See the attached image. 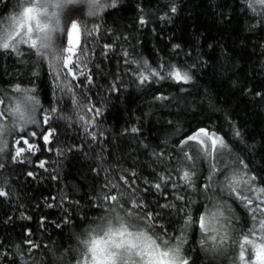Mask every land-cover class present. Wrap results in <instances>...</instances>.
Segmentation results:
<instances>
[{
    "label": "snow or ice",
    "instance_id": "6c2138e0",
    "mask_svg": "<svg viewBox=\"0 0 264 264\" xmlns=\"http://www.w3.org/2000/svg\"><path fill=\"white\" fill-rule=\"evenodd\" d=\"M129 2L0 0V225L21 229L19 243L0 239V264H264V133L246 136L201 76L220 63L262 109L264 80L250 85L214 37L166 35L183 11L177 0H135L126 27L104 22ZM206 11L225 30L240 20L249 60L264 57V0H213ZM141 36L154 41L147 55ZM130 88L144 106L122 104L129 119L105 129L111 100L132 97ZM218 112L228 132L212 122ZM68 153L93 163L85 184L66 191L49 165ZM10 176L55 182L56 194L26 204Z\"/></svg>",
    "mask_w": 264,
    "mask_h": 264
},
{
    "label": "trees",
    "instance_id": "16d2710c",
    "mask_svg": "<svg viewBox=\"0 0 264 264\" xmlns=\"http://www.w3.org/2000/svg\"><path fill=\"white\" fill-rule=\"evenodd\" d=\"M212 2L213 0H177L178 5L183 11L179 12L173 18V23L167 24L164 27V33L166 35H172L174 33L176 42H180L182 39L187 40L197 32L207 34L210 37L209 43L214 42V40L211 39L214 37L215 41H219V43L232 48L236 52V63L241 64L242 69L247 71L250 85L251 83L264 80V70L261 69V61L264 60V57H261L259 50H257L249 60V53L252 52V47L250 42L244 41V37L250 34L242 30V23L240 20L235 21L227 30L222 26L218 27V22L214 21L213 16L206 11L207 6ZM134 3L135 0H130V2L125 5L126 10H121L119 12H115L111 9L107 10L113 14L110 16L107 15V13L103 14L104 22L108 26H113V21H115L121 28L126 27L131 23L135 15L132 7ZM159 3H166V0H159ZM150 7L154 9L156 5L152 4ZM141 39L144 40L146 49L145 54L147 55V50L151 49L154 41H152L150 37L145 36H141ZM253 39H255V37H253ZM245 44H247L246 47ZM217 56H219V50H217ZM237 74H241V70H237ZM232 75L233 73L231 71L222 74L220 63L210 64L201 76V84L211 92L213 101L218 107L231 112L232 119L242 126V130L245 132L246 136H254L255 141H259L260 134L264 133V109L251 102L248 98L242 97L236 89L230 86L228 77ZM44 91L46 92L47 89H44ZM129 92L133 93L132 97L123 95L119 100L115 98L111 100L108 111H106L102 117L103 127L105 129H113L114 131L117 127H123L124 122L129 119L128 113L121 107L122 104L124 107L128 108L129 111L136 109L137 106H144V98H137L134 89L130 88ZM148 99H150V97ZM136 114L138 115L139 113L137 112ZM217 117H219V119H217ZM212 122L222 125L224 132L229 131L227 124L224 122L222 112L213 113ZM145 134L153 137L155 136V128L152 124L146 125ZM73 138L74 133L70 131L67 137L63 139L66 144H72ZM255 141L250 140L249 142L252 143ZM40 143H43V141L40 140ZM49 157L51 160H57L54 153H46L45 156L40 158L48 159ZM92 163L93 161L86 159L82 153H68L65 157L60 158L59 165L50 164L49 171H51L52 167H58L60 173L59 187L67 191L68 188L72 186H82L85 184L83 177ZM4 175L7 174L5 173ZM45 175L47 174L45 173ZM9 181H16V183L12 184V188L26 204L33 196L40 199L42 196H47L50 192L53 195L56 194L57 186L55 182L49 187L47 183H28L25 182L23 178L17 179L16 176H10ZM35 202V200L31 201L32 204H35ZM5 207H7V205H5ZM17 223L19 224L22 222L17 221ZM32 226L35 229V223H33ZM12 228L13 225L11 224L7 226V229H5L3 225H0V239H3L5 236H10L13 242L19 243L21 229L16 227L13 231ZM52 231L53 229L50 227L49 233ZM47 234L48 233L41 234L37 232L33 239L43 240V243L47 244L49 242L43 239ZM58 239V236L53 235V240Z\"/></svg>",
    "mask_w": 264,
    "mask_h": 264
}]
</instances>
